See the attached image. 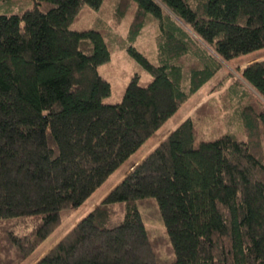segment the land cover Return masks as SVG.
Returning a JSON list of instances; mask_svg holds the SVG:
<instances>
[{
	"label": "trees",
	"instance_id": "1",
	"mask_svg": "<svg viewBox=\"0 0 264 264\" xmlns=\"http://www.w3.org/2000/svg\"><path fill=\"white\" fill-rule=\"evenodd\" d=\"M106 1L0 0V264H20L224 64L264 47V0H116L123 49L150 77L105 102L107 28L77 19ZM151 22L152 57L132 45ZM235 71L34 264H264V59Z\"/></svg>",
	"mask_w": 264,
	"mask_h": 264
},
{
	"label": "rangeland",
	"instance_id": "2",
	"mask_svg": "<svg viewBox=\"0 0 264 264\" xmlns=\"http://www.w3.org/2000/svg\"><path fill=\"white\" fill-rule=\"evenodd\" d=\"M116 0H108L97 12L90 10L81 11L78 16V23L81 26L92 25L95 17H99L101 22L107 28L105 32V41L109 47L111 57L106 63L97 67L98 73L110 85L109 95L104 99L105 102H118L122 96L123 88L127 83L129 76L138 73L140 80L149 79V74L143 72L139 66L127 55L123 49L126 45V24L120 20L116 23L113 18V9ZM3 9V8H2ZM14 9L13 11H16ZM1 11V8H0ZM7 13V12H6ZM155 22L144 26L139 35L132 43L142 53L153 56L155 53ZM264 59V47L251 51L232 59L229 63L224 64L223 68L211 78L201 89L191 95L174 113L171 115L151 136H149L137 150L131 153L108 177L77 207L65 214L59 225L43 240L40 244L29 253L20 264H34L42 257L78 220H80L89 210H91L100 200L115 186L123 176L146 156L168 133L174 129L184 118L191 115L205 100L210 97H217L227 87V85L238 78L236 68H241L244 64L255 60ZM233 75V77H230ZM239 79V78H238ZM219 85V87H218ZM233 123V122H232ZM232 125V126H231ZM231 129L234 125L231 124ZM202 138L213 136L207 129H202ZM150 227L159 229L157 225L149 223Z\"/></svg>",
	"mask_w": 264,
	"mask_h": 264
}]
</instances>
